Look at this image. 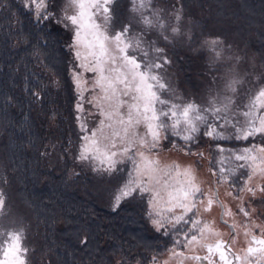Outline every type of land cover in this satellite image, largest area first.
Instances as JSON below:
<instances>
[{"label": "snow or ice", "instance_id": "6c2138e0", "mask_svg": "<svg viewBox=\"0 0 264 264\" xmlns=\"http://www.w3.org/2000/svg\"><path fill=\"white\" fill-rule=\"evenodd\" d=\"M114 3L115 0L25 2L41 30L55 24L72 33L68 47L76 61L72 79L77 96L76 119L82 133L77 159L89 164L94 172L121 181L114 196V208L130 197L146 200V216L153 228L161 235L171 233L173 237L169 260L164 264H170L173 259L176 264L188 261L216 264V256L222 264H264V224L257 223L246 210L244 196L238 198L241 200L239 211L249 221L243 226L247 246L236 252L232 247L234 238L229 244L212 222L202 219V214L210 212L215 204L222 209L221 222L230 232H235L236 224L223 219L235 214L219 201L217 191L205 192L193 164L185 166L160 159L162 141L170 137L177 138L170 141L173 148L203 158V152L191 148L198 142L201 129L204 136L214 141H248L249 138L254 141L258 135L264 139V84L249 87L244 101L236 104L238 90L246 81L233 66L223 94L218 92L211 96L207 105L183 100L166 76L167 66L172 63L167 49L158 40L145 39L147 32L156 30L166 43H171L168 28L171 27L172 36L180 34L181 9L173 13L177 24L169 25L161 16L162 10L153 8V0H129L132 18L120 29H113L111 5ZM148 12L151 14L146 15ZM133 23L142 25V30L132 31ZM187 38L192 40L190 33ZM201 46L210 48L217 61L224 58L219 38H207ZM235 59L238 62L240 57ZM86 73L92 76L86 77ZM86 92L91 94L85 96ZM85 104L95 111L86 110ZM86 111L88 117H99L92 128L83 115ZM178 140L184 141L182 148ZM218 148L219 170L212 171V175L218 177L217 184L236 187L232 177L244 169L247 178L243 179L239 191L253 198L258 191L264 193V184L252 183L257 177L264 179V145L253 142L240 151L230 150L229 156L223 155L222 145ZM122 165L130 167L126 169L120 167ZM124 172L127 175L121 177L120 173ZM240 175L242 178L243 173ZM226 195L233 196V193L229 191ZM5 203V196L0 192V217L7 214ZM256 229H259L258 234ZM213 238L214 241L209 242ZM24 239L22 227L0 226V264H29V248ZM197 249L206 250L207 254H196ZM153 264H157L155 257Z\"/></svg>", "mask_w": 264, "mask_h": 264}, {"label": "trees", "instance_id": "16d2710c", "mask_svg": "<svg viewBox=\"0 0 264 264\" xmlns=\"http://www.w3.org/2000/svg\"><path fill=\"white\" fill-rule=\"evenodd\" d=\"M25 2L0 0V192L7 213L25 215L18 224L25 232L29 264H150L173 246L172 234L161 235L150 225L146 200L130 197L112 209L100 205L91 192L97 175L76 160L81 132L71 77V33L55 24L41 30ZM128 5V0L112 4L113 29L126 24ZM152 6L162 10L169 25L177 24L173 13L181 9L180 34L172 36L168 28L171 43L156 30L145 35L167 49L172 63L166 74L177 96L197 99L195 84L206 79L208 69L201 46L207 38H219L225 55L232 56L228 62L238 56L246 67L247 85L237 104L249 87L264 83V0H153ZM171 140L177 138L164 140L162 148H173ZM197 141L191 148L207 147L211 172L221 155L218 145L225 151L253 142L264 145L259 135L254 141H214L199 134ZM177 142L184 146L183 140ZM241 173L245 170L232 177L235 190Z\"/></svg>", "mask_w": 264, "mask_h": 264}, {"label": "rangeland", "instance_id": "374dc122", "mask_svg": "<svg viewBox=\"0 0 264 264\" xmlns=\"http://www.w3.org/2000/svg\"><path fill=\"white\" fill-rule=\"evenodd\" d=\"M111 7H112V5H111ZM129 7H130V3L127 6V12H128L127 15L128 16L125 17L126 23H128L129 20L133 16V14L129 12ZM146 15H148V13H146ZM136 20H139L138 16L136 17ZM112 23H113V21L111 22V24ZM142 28H143V26L138 24V23H133V25H132V31H134V32H139L142 30ZM71 42H72V33H71ZM202 53H203V55L205 57L204 59L206 61L205 66L208 69H207L206 74L204 76V77H206V79L202 78L201 80H199L197 82V84H195V86H197L196 88H198L199 92H198L197 99L194 102H196L197 104L207 105L209 98L211 96H215L218 92L223 94L225 81L228 77H230L232 75L230 69H232L233 66H235L236 72L242 78H245L244 74L246 72L245 71L246 67L243 64L242 65L239 64L237 62V60H234L233 62H228L227 57H232V56H229L227 54L225 55L224 52H223L224 58L222 60H219V61L216 60L215 53L210 48L204 47V50ZM227 62L231 63V64H228V66H226L225 63L227 64ZM75 64H76V61L74 59V65ZM199 69L200 68H198V70ZM72 70H73V67L71 68V77H72ZM218 70H220V71H218ZM76 71H80V69L76 68ZM85 76L90 78L92 76V73H86ZM166 76L172 85L171 76H169L167 74H166ZM207 77L209 78V80ZM72 81H73V79H72ZM245 85H247V82L242 86V88H240L238 90L237 98L240 97L241 94H243L242 89H244ZM259 85H262V84H259ZM195 86L193 87L192 90L195 89ZM90 94L91 93L86 92L85 96H89ZM228 94L231 95V93H228ZM185 101H189V100H185ZM84 107L86 110L91 109L92 111H95V109H92L91 105H89V104H85ZM77 115H78V113H77ZM83 115H85V117L87 118L89 128L94 127L96 120L99 119V117H95V118L88 117L87 111ZM240 119H243V117H240ZM77 125H78V129L80 130L78 121H77ZM201 134L203 135V129H201ZM81 136H82V133H81ZM207 139H209V138L207 137ZM233 140H235V139H233ZM163 142L164 141H162V144H163ZM81 143H82V141L80 140V145H79V148H78V151L76 154V160L83 165V167L85 169L84 171L87 170V171H90L91 173L97 175V177H95V179L93 181L92 187H94V188H92L91 192L99 198L100 205H102V206L106 205V206L114 209V196L116 194L117 188L119 187L121 181L114 183V179L113 180L111 179V182H110V180H107V179L104 180L103 178H106L109 176H107L106 174H100V173L94 172L92 170V167L89 164L82 163L80 160H78L77 156L79 153ZM243 148L244 147H239V148L233 149V150L234 151H240ZM194 151L195 152H203L204 157L199 158L195 155H186L184 153V151H182V150H177V149L171 148V147L170 148H162V145H161L160 159L164 162L176 161V162H178L182 165H185V166L188 164H193L196 167L199 179L201 181H203L202 187L205 190V192H207L209 189H215L217 191L219 201L223 205H226L227 208H230L232 213L235 214L234 216H224L223 217V219L227 220L229 224H233V223L236 224L235 232H230L229 227L221 222L220 215H221L222 209L215 204L213 205L210 212L202 214V219L205 221H208V222H212L214 228L221 234V238L223 240L227 241L229 244L232 243V239L234 238L235 244L232 245L233 251L240 252L241 249L246 248V246H247L246 245V238L244 236V227L243 226L246 223H248L249 221L239 211V206L241 204V200L238 197H240L241 195L244 196L243 203H244L246 210H248L249 212L252 213V217L256 218L257 223L264 224V207L261 205V200L264 199V193H261L258 191L256 197L253 198L251 195L241 193L239 191V188L243 186V179L247 178V171L246 170H245V175L243 176L241 183L238 186L239 187L238 190H235L234 187H231L229 184H226V183L217 184L216 181L218 180V177L213 176L212 172L209 169L208 161H209L210 152L207 150V147L199 148V149H196ZM229 154H230V149L226 150L223 155L229 156ZM220 159H221V155L216 156V159H215L216 167L214 169L216 171L219 170V163L218 162ZM233 163H242V162L233 161ZM123 166L124 165H122L120 167H123ZM226 167H227V165H226ZM252 183H253V185L256 183L264 184V179H260L259 177H257L253 180ZM229 191H231L233 193V196L226 195V193ZM234 197H236V198H234ZM146 206H147V202H146ZM253 208L255 209L254 212H252ZM9 214H11V215H9ZM189 215H191V214H189ZM24 219H25L24 214L17 215L15 212H14V214L12 212L7 213L5 216L0 217V226H3L5 228H11V227L19 228L18 222L21 223L22 220H24ZM149 223L152 226L150 221H149ZM256 232L258 234L259 229H256ZM214 239L215 238H213V240H211L209 242H213ZM180 250L184 251L183 248H181ZM188 254L191 255V253H188ZM196 254L203 256V255H206L207 253H206V250L197 249ZM169 255L170 254H169V250H168L159 259H157V264H164L165 261L169 260ZM214 260H215L216 264H222V262L219 261L218 256L214 257ZM150 264H153V262H151ZM170 264H176V260L173 259L170 262ZM186 264H194V262L188 261V262H186ZM204 264H207V262L205 261ZM234 264H235V262H234Z\"/></svg>", "mask_w": 264, "mask_h": 264}, {"label": "water", "instance_id": "95a60500", "mask_svg": "<svg viewBox=\"0 0 264 264\" xmlns=\"http://www.w3.org/2000/svg\"><path fill=\"white\" fill-rule=\"evenodd\" d=\"M220 218H221V215H220Z\"/></svg>", "mask_w": 264, "mask_h": 264}]
</instances>
